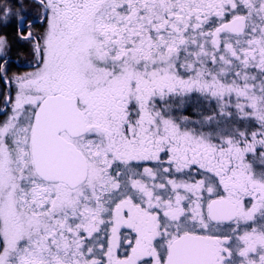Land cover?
Segmentation results:
<instances>
[{"label":"snow or ice","instance_id":"snow-or-ice-1","mask_svg":"<svg viewBox=\"0 0 264 264\" xmlns=\"http://www.w3.org/2000/svg\"><path fill=\"white\" fill-rule=\"evenodd\" d=\"M0 264H264V0H0Z\"/></svg>","mask_w":264,"mask_h":264}]
</instances>
